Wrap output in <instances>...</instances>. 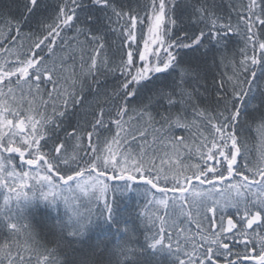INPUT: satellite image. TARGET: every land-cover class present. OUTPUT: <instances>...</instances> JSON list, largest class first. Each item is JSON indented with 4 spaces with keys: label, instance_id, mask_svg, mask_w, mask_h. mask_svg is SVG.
Here are the masks:
<instances>
[{
    "label": "snow or ice",
    "instance_id": "6c2138e0",
    "mask_svg": "<svg viewBox=\"0 0 264 264\" xmlns=\"http://www.w3.org/2000/svg\"><path fill=\"white\" fill-rule=\"evenodd\" d=\"M0 264H264V0H0Z\"/></svg>",
    "mask_w": 264,
    "mask_h": 264
}]
</instances>
